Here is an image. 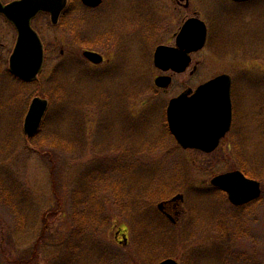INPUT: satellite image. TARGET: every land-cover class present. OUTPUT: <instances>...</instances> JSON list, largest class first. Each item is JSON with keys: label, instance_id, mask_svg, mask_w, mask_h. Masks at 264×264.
Wrapping results in <instances>:
<instances>
[{"label": "rangeland", "instance_id": "obj_1", "mask_svg": "<svg viewBox=\"0 0 264 264\" xmlns=\"http://www.w3.org/2000/svg\"><path fill=\"white\" fill-rule=\"evenodd\" d=\"M192 17L207 27L205 46L189 54L183 72L155 67L156 47L174 46ZM31 26L43 44V67L22 85L8 70L17 33L0 15V264L29 258L41 216L61 235L69 231L70 195L82 174L94 170L97 181H107L100 190L110 191L103 208L111 219L100 231L88 230L98 242L88 250L91 256L95 249V257L82 264H262L264 0H104L97 8L70 0L56 24L40 13ZM85 49L99 52L103 63L87 61ZM220 74L232 80L234 124L227 137L236 153L225 154L226 140L211 153L181 149L167 127L168 101ZM159 76L171 77L168 88L154 85ZM34 97L48 107L37 133L27 137L23 124ZM233 171L260 183L257 201L235 207L211 184ZM16 180L22 184L18 202L26 205L21 232L13 231L14 210L4 202V187ZM176 195L182 198L173 223L158 204ZM159 244L167 245L165 253ZM47 254L32 264H46Z\"/></svg>", "mask_w": 264, "mask_h": 264}, {"label": "water", "instance_id": "obj_2", "mask_svg": "<svg viewBox=\"0 0 264 264\" xmlns=\"http://www.w3.org/2000/svg\"><path fill=\"white\" fill-rule=\"evenodd\" d=\"M236 2L245 0H233ZM102 0H82L88 7L98 6ZM67 0H14L7 4L0 2L2 14L16 29L17 38L9 57L10 72L24 81L36 79L43 63V46L38 34L31 27V20L40 12L48 13L52 24H56ZM206 38L205 24L196 18L188 19L176 37V48L160 46L155 50L153 62L163 71L183 72L190 63L188 53L201 49ZM83 56L94 64L102 62V57L91 51ZM171 82L168 76L154 80L157 87L166 88ZM231 78L227 74L218 75L198 86L194 91L186 90L170 99L166 107L167 126L176 142L183 149L213 151L232 120ZM48 102L34 97L25 115L23 132L27 137L37 133ZM211 184L224 191L228 201L242 205L257 199L260 195L259 182L245 177L239 171L215 176ZM176 195L169 202L181 200ZM164 203L158 204L161 210ZM157 264H178L174 259H164ZM264 264V261H263Z\"/></svg>", "mask_w": 264, "mask_h": 264}, {"label": "trees", "instance_id": "obj_3", "mask_svg": "<svg viewBox=\"0 0 264 264\" xmlns=\"http://www.w3.org/2000/svg\"><path fill=\"white\" fill-rule=\"evenodd\" d=\"M82 44L83 43H81L80 46H82ZM24 84L26 83L23 82L22 85ZM37 145H39L37 147H43L42 144ZM50 175L51 187L54 190V196L56 198L55 202L57 201V209L55 211H57L59 210V207H61V202H59L60 198L58 196V193H55L57 184L53 179L54 173L53 171H51V169ZM98 176H100L99 173H97V170H94L87 174H82L81 179L77 180L78 188L74 193L70 195V201L71 205L74 208V213H70V217L65 219L66 222L72 224V228H69V231L67 233L61 235L58 232V228L56 230L51 226L50 222L47 223L48 218L46 216H44L43 218L41 216V229L39 232L40 234L34 241L35 243L32 247L33 250L30 253L29 258L14 257L13 259L9 260V264H32L33 260H37L39 254H45L46 250L48 252V256L45 255L46 264H53L55 261L56 262L54 264H82V261H89L90 257L96 253L94 249L92 255L89 256V246L91 245V243L94 246V244H96L98 241L95 236H91L89 234L88 230H92V228H94L95 230L100 231L99 229H102L104 227L102 226L105 222L104 219H111V216L106 215V212L103 208L106 205V201H104V198L109 197L110 191H105L103 193V191L100 190L102 187L101 185L106 183L107 181H105L103 178H100V180L97 181ZM80 182L83 184H80ZM21 185L22 184L16 180L13 181L12 188L8 186L4 187V202L8 201V205H11V208L14 210V212H12V216H14V222H11L14 232H21L25 228V218L21 210H25L26 205H22L20 202H18L21 201ZM5 193H7V197ZM140 194H142L143 196H147L146 198L151 197H148V191H140ZM133 196L135 200H137V193H135ZM18 205L19 207L22 206V209H20V211H18L19 209H17V211L15 210ZM52 213H54V211L49 212V214ZM79 214H82L81 218ZM47 234H50V240H46ZM166 246L167 245L163 244L160 245L159 252L165 253ZM92 257L94 258L95 255Z\"/></svg>", "mask_w": 264, "mask_h": 264}, {"label": "flooded vegetation", "instance_id": "obj_4", "mask_svg": "<svg viewBox=\"0 0 264 264\" xmlns=\"http://www.w3.org/2000/svg\"><path fill=\"white\" fill-rule=\"evenodd\" d=\"M232 1V3H234L235 5H243V4H248V3H250V2H253V1H255V0H245V1H240V2H236V1H233V0H231ZM1 2V1H0ZM103 2H104V0H102V2L98 5V6H96V7H90V8H97V7H99V6H101L102 4H103ZM68 3H70V0H67V4H66V6H68ZM4 5V4H3ZM88 7V6H87ZM63 12V11H62ZM62 12L60 13V15H59V17H58V20L60 19V17H61V14H62ZM194 18H196V19H198V17H194ZM58 20H57V22H58ZM200 20V19H199ZM184 23V22H183ZM182 26H183V24H182ZM182 26H181V28H182ZM181 28L179 29V31H178V33L176 34V36H175V43H174V46H167V45H159V46H157L156 47V49L158 48V47H160V46H166V47H172V48H176V49H178V50H180V51H184V48H182V50L179 48V46H177L176 45V37H177V35L179 34V32H180V30H181ZM207 38H208V32H207V35H206V40H207ZM206 42V41H205ZM204 46H205V44H204ZM155 49V50H156ZM44 50V49H43ZM84 51H91V52H96V51H94V50H87V49H85ZM83 51V52H84ZM96 53H98L101 57H102V62L101 63H103V56L99 53V52H96ZM155 53V52H154ZM91 63V62H90ZM100 63V64H101ZM154 63V62H153ZM93 64V63H92ZM95 65V64H94ZM99 65V64H98ZM171 78V77H170ZM210 80V79H209ZM203 83H205V82H203ZM202 83V84H203ZM170 84H171V82H170ZM170 84L168 85V86H170ZM201 84H199L198 86H200ZM231 86H232V80H231ZM231 103H232V101H231ZM233 124H234V109H233V106H232V120H231V125H230V128H229V130H228V132L225 134V136L223 137V138H221L220 140H219V143H218V146H217V148L215 149V150H217L218 148H220V145H221V142H223V140H226V149H229V150H225L226 152H225V154L226 155H229V154H231L232 156L234 155V152L236 153V150L235 149H233V147H232V145H233V142H234V140H233V138L231 137V138H229V137H227L229 134H231V131H232V127H233ZM234 136H236V135H234ZM239 142H242V140L240 139V137H239V139H238V147L239 148H243V145L241 144V143H239ZM230 147H232V149H230ZM214 150V151H215ZM230 152V153H229ZM259 199V198H258ZM257 199V200H258ZM257 200H253V201H257ZM253 201H251L250 203H246V204H244V205H240V206H235V207H238V208H240V207H244L245 205H248V204H251V203H253ZM179 203V202H178ZM178 203L177 204H175V203H173V202H169V203H164V205H163V208H161V210H162V213H164L165 215H166V218L168 219V220H170L171 222H176L177 220H178V211H177V209H178ZM175 218V219H174Z\"/></svg>", "mask_w": 264, "mask_h": 264}]
</instances>
